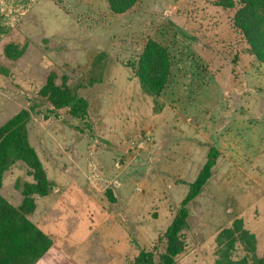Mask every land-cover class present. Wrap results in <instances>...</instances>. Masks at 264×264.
I'll list each match as a JSON object with an SVG mask.
<instances>
[{
  "label": "rangeland",
  "instance_id": "obj_1",
  "mask_svg": "<svg viewBox=\"0 0 264 264\" xmlns=\"http://www.w3.org/2000/svg\"><path fill=\"white\" fill-rule=\"evenodd\" d=\"M237 7L137 0L114 13L107 0H0V124L30 112L28 138L58 196L54 215L37 217L53 219L55 238L74 236L87 247L72 250L79 263L87 252L99 264L114 256L115 264H130L139 249L157 258L211 144L219 156L186 205L184 250L174 264H212L216 235L236 216L264 257V64L232 24ZM148 39L171 57L159 95L144 92L132 69ZM8 43L23 52L8 56ZM49 75L88 100L91 129L66 108L44 116L52 105L39 89ZM31 180L20 167L4 184L21 192ZM56 247L57 264H72Z\"/></svg>",
  "mask_w": 264,
  "mask_h": 264
},
{
  "label": "trees",
  "instance_id": "obj_2",
  "mask_svg": "<svg viewBox=\"0 0 264 264\" xmlns=\"http://www.w3.org/2000/svg\"><path fill=\"white\" fill-rule=\"evenodd\" d=\"M137 0H107L109 9L121 13L132 7ZM214 4L225 8L238 7L231 18L233 26L240 31L250 52L264 64V0H213ZM5 53L16 57L23 52L14 43L4 47ZM171 57L162 43L148 39L132 69L141 88L149 95H159L166 85ZM52 108L45 117L56 115V110L66 108L71 117L91 129L88 118V100L75 88L66 83L57 84L52 75L47 76L39 89ZM34 109V107H33ZM30 112L21 109L0 124V187L2 176L15 161L21 160L27 166L32 180L21 188L22 200L17 206L11 204L0 193V264H35L52 246L49 235L38 228L27 214L35 208L34 195H46L52 187L40 157L28 138L27 123ZM219 156L218 148L209 145L206 159L195 178L188 182V190L180 205L163 231L164 249L155 258L152 250L139 249L130 264H174L175 257L184 250L181 230L186 224L187 203L202 189L211 175V168ZM109 200L112 195L107 193ZM217 257L212 264H264L259 255L255 234L245 225L243 218L234 217L229 225L221 228L216 235ZM242 254L234 253L237 248Z\"/></svg>",
  "mask_w": 264,
  "mask_h": 264
},
{
  "label": "crops",
  "instance_id": "obj_3",
  "mask_svg": "<svg viewBox=\"0 0 264 264\" xmlns=\"http://www.w3.org/2000/svg\"><path fill=\"white\" fill-rule=\"evenodd\" d=\"M21 162V163H18ZM22 168L25 172L27 169L26 164L21 161V160H17L15 161L7 170L4 171L3 176H2V184L0 187V193L1 195L7 199L11 204L17 206L21 203L22 200V194L19 190H17L13 184V182L15 181V179L18 177H15V174L13 175V182L11 186H7L4 184V180L6 177H9L10 175L13 174V170L14 168ZM34 202H35V208L27 214V217L29 218V220H31L38 228H40L44 233L48 234L50 239L52 240V246L49 248V250L46 252V254L40 258L35 264H57V260L56 255H58V253H53V250L55 248V246H57L56 248H60V250L62 252H64V256L68 257L69 260H71L72 258V264L73 263H77V264H81L79 263L80 260H78V258L76 259V255L75 253H72V250L76 251L78 248H76V245L79 244L83 247V249L85 251H87V247L83 246V244L81 243H77L78 239H76V237H68L67 239H62L61 237H56L53 236V232H52V224H53V219H49L50 216L48 217V221H43L42 218H38L37 214L41 211V210H45L44 212V216L45 215H49V213H52V210L55 209V205L57 203L56 198L58 197L56 193H53V191H49L46 195L40 196V195H34ZM40 198H45V202L44 205L42 207H39L37 200H39ZM52 215H54V213H52ZM36 216V217H35ZM59 239V241L56 242V240ZM99 242H102V245L104 247H107V243L105 238H101L98 240ZM119 240H117L116 238H114L111 242L110 245H108V250L111 252V254L115 255L116 253H120L121 248L119 247ZM65 244V245H64ZM64 245V246H63ZM101 245V244H100ZM101 245V246H102ZM66 246V247H65ZM73 251V252H74ZM87 256H83V258L80 256V258L82 260L85 261L86 264H99L95 262L94 257L91 255L89 256V253L87 252ZM116 256H114L113 258V264H115ZM120 260V259H119ZM121 261V260H120ZM61 262V261H60ZM119 262V261H118ZM60 264V263H59Z\"/></svg>",
  "mask_w": 264,
  "mask_h": 264
}]
</instances>
